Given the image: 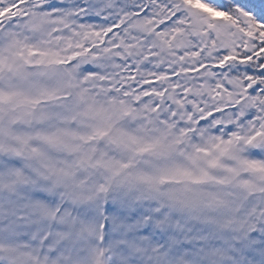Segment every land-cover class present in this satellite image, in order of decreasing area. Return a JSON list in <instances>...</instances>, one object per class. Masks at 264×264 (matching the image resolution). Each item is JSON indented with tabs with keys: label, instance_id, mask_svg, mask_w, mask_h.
I'll list each match as a JSON object with an SVG mask.
<instances>
[{
	"label": "snow or ice",
	"instance_id": "6c2138e0",
	"mask_svg": "<svg viewBox=\"0 0 264 264\" xmlns=\"http://www.w3.org/2000/svg\"><path fill=\"white\" fill-rule=\"evenodd\" d=\"M0 220L49 225L0 264H194L191 221L260 243L264 0H0Z\"/></svg>",
	"mask_w": 264,
	"mask_h": 264
},
{
	"label": "rangeland",
	"instance_id": "374dc122",
	"mask_svg": "<svg viewBox=\"0 0 264 264\" xmlns=\"http://www.w3.org/2000/svg\"><path fill=\"white\" fill-rule=\"evenodd\" d=\"M199 6V5H198ZM217 15V14H215ZM79 213L73 211V215H78ZM219 215V214H213ZM7 223L6 220H0V227H3ZM211 223H201L198 221H191L186 225L187 228H191L192 236L196 237H206L205 240L196 239L191 244L187 246H179L172 250L170 255L172 257L180 256L186 254L187 259L194 262V264H208V258L206 253L211 250H216L218 255L215 257L217 264H259L258 258L264 259V236L258 238L261 242L255 245L247 244L246 242L239 241L235 239L237 233L233 230L220 231L216 229L215 225L212 227ZM48 223L43 222L40 224H33L29 227L21 228L19 231L23 234L21 236H9V234L0 232V241L2 242H14L22 243L28 240L30 243V233L32 231L40 230L46 231L48 228ZM208 226V227H206ZM51 232L54 234L57 231L63 230L59 225H52ZM179 238L183 240V235ZM230 239V240H227ZM233 241L235 244H233ZM240 242L237 246V243ZM53 243L55 244V236L53 235ZM163 243V241H161ZM71 253L73 258L86 260L88 257V251L82 244L70 245L67 242H61L56 251H48V247L45 246L41 249V254L45 252L48 255L55 257L58 252ZM254 252L252 258H248V255ZM247 255V257H246ZM133 260L139 259V257H133ZM113 264H116L117 257H112ZM245 261V262H243ZM260 261V260H259ZM263 262V261H262Z\"/></svg>",
	"mask_w": 264,
	"mask_h": 264
},
{
	"label": "trees",
	"instance_id": "16d2710c",
	"mask_svg": "<svg viewBox=\"0 0 264 264\" xmlns=\"http://www.w3.org/2000/svg\"><path fill=\"white\" fill-rule=\"evenodd\" d=\"M196 4L199 5V0H196ZM249 8L251 11H255V8H253L251 5H249ZM209 11H210V14H212V15L217 14V13H215L214 10H209ZM220 15H222V14H220Z\"/></svg>",
	"mask_w": 264,
	"mask_h": 264
}]
</instances>
